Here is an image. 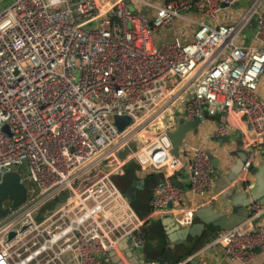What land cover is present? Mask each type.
Here are the masks:
<instances>
[{"label":"built area","instance_id":"built-area-1","mask_svg":"<svg viewBox=\"0 0 264 264\" xmlns=\"http://www.w3.org/2000/svg\"><path fill=\"white\" fill-rule=\"evenodd\" d=\"M4 1L0 184L18 172L27 198L1 201L0 264H111L122 240L143 248L144 220L112 178L129 161L153 182V213L190 223L195 209L184 210L187 191L172 176L186 166L195 194L216 178L204 148L175 152L171 134L181 118L226 114L247 152L242 177L252 171L264 143V0L240 15L241 0ZM248 28L250 44L242 39ZM167 32L170 39H158ZM168 109L174 122L141 136ZM115 115L132 120L121 130ZM228 132L221 123L213 135ZM251 209L212 242L242 264L264 250V203Z\"/></svg>","mask_w":264,"mask_h":264},{"label":"crops","instance_id":"crops-1","mask_svg":"<svg viewBox=\"0 0 264 264\" xmlns=\"http://www.w3.org/2000/svg\"><path fill=\"white\" fill-rule=\"evenodd\" d=\"M155 1L163 3L165 0ZM254 2L255 0H241L237 6L238 15ZM225 20L232 22L228 18ZM182 24L181 20L177 23V25ZM254 26L255 24L253 29ZM253 29L248 28L245 31L242 37L244 43L252 42ZM162 37L170 39L172 36L170 32H167L162 36L158 35V39ZM258 93L264 100V75L260 80ZM225 116L226 114L222 113L215 115L206 113L205 120L189 130L179 146V152L182 148L191 149V146H198L211 154L214 164L213 174L216 178L215 186L204 194H195L190 191V174L186 166L172 176V181L187 191L184 210L205 209L206 216H209L211 211L228 216L237 211L246 213L249 217L253 212L251 205L254 202V196H258V201H264V143L256 147L257 156L252 171L242 177L243 166L238 167V161L247 152L242 143L240 127L228 123ZM168 119L175 120L172 111L164 120L154 121L147 128L150 130L147 132L153 134V132L162 131ZM221 123L228 125L229 132L225 136L216 138L213 132ZM240 126L244 128L246 123L241 121ZM143 135L145 132L141 134ZM132 168L138 169L135 161L128 162L124 173L132 179L133 183H136V196L141 195L138 200V210H135L144 220L147 242L143 248L137 249L130 241L122 240L119 243L120 253L115 250L111 252V264H140L147 259H154L159 264H242L239 260L229 257L222 245L212 243L217 232L222 230L212 223H205L202 218L196 216L190 223H183L169 212L153 213L150 207L152 191L148 190L153 182L151 178L140 174L139 169L136 172ZM234 169L238 172L234 173ZM119 177H121L120 186L125 187L123 175ZM132 200L133 198H130V201ZM250 201L251 205H249ZM262 222L264 223V220ZM251 264H264V250L258 251Z\"/></svg>","mask_w":264,"mask_h":264},{"label":"water","instance_id":"water-1","mask_svg":"<svg viewBox=\"0 0 264 264\" xmlns=\"http://www.w3.org/2000/svg\"><path fill=\"white\" fill-rule=\"evenodd\" d=\"M115 124L118 126L119 129H123L126 125H128L132 118L128 115H115L114 117ZM205 120V115H203L200 118H196L194 120L187 121L184 118H181L177 124L176 130L171 134V139L173 141L175 152L179 153V146L181 145L183 139L185 138L186 134L189 132V130L194 129L197 127L202 121ZM208 152V151H207ZM208 154L211 156V154L208 152ZM246 158V153H244L241 158L239 159L238 167H242L244 164V160ZM234 173H237L238 170L234 169ZM126 194L129 196V198H135L136 196V183L134 185L130 186ZM11 197L14 200V205L18 206L22 204L26 198H27V188L24 183L21 182V177L18 172L12 171L7 172L2 177V182L0 184V216L4 215L6 213V209L1 208V201L3 198ZM253 201H258V196H254ZM264 203V201H261ZM251 201L249 205H251ZM206 210L205 209H197L195 211V216L202 218V220L205 223H212L214 226L222 229L227 230L230 229L239 223L243 222L248 218V214L234 211L229 216L224 215L223 213H216L211 211L209 213V216H206ZM206 216V217H205ZM263 216H259L254 220V222H259ZM14 233H12L13 235Z\"/></svg>","mask_w":264,"mask_h":264},{"label":"trees","instance_id":"trees-1","mask_svg":"<svg viewBox=\"0 0 264 264\" xmlns=\"http://www.w3.org/2000/svg\"><path fill=\"white\" fill-rule=\"evenodd\" d=\"M133 169V168H132ZM138 170V169H137ZM136 169H133V171H136V172H138ZM119 175H123V181L125 182V184H126V188L123 186V187H121L120 186V181H119V179H121V177H119ZM113 181L118 185V187H120L121 188V190L124 192V193H126V191H127V188L130 186V185H134V183H133V181H132V179L131 178H129V177H127V176H125V173L123 174H119V173H115L114 175H113ZM128 185V186H127ZM141 196V195H140ZM140 196L138 197V195L136 196L137 198H134L131 202H132V205L134 206V208L135 209H137L138 210V208H137V205H138V203H139V199H140ZM146 201L148 202V200L146 199ZM150 207L152 208V205L150 204ZM138 212V211H137ZM139 214V213H138Z\"/></svg>","mask_w":264,"mask_h":264},{"label":"bare ground","instance_id":"bare-ground-1","mask_svg":"<svg viewBox=\"0 0 264 264\" xmlns=\"http://www.w3.org/2000/svg\"><path fill=\"white\" fill-rule=\"evenodd\" d=\"M169 114H171V110H170V109H168V110L166 111V113H161V114H160V115H159L154 121L164 120V118H165L167 115H169ZM154 121H153V122H154ZM173 122H174V121L168 119V120L166 121V125H165V127H166L167 125L173 123Z\"/></svg>","mask_w":264,"mask_h":264},{"label":"rangeland","instance_id":"rangeland-1","mask_svg":"<svg viewBox=\"0 0 264 264\" xmlns=\"http://www.w3.org/2000/svg\"><path fill=\"white\" fill-rule=\"evenodd\" d=\"M9 0H6V1H4V3H7ZM3 5V2L0 4V7ZM147 131H150L149 129L147 130V128H146V131H145V135H148V134H146V133H148ZM154 131V130H153ZM149 134H151V132L149 133ZM140 137V136H139ZM139 146V144H137V147ZM137 164V163H136ZM137 167L139 168V166L137 165ZM140 172H142V171H140ZM6 204H9V203H6Z\"/></svg>","mask_w":264,"mask_h":264}]
</instances>
